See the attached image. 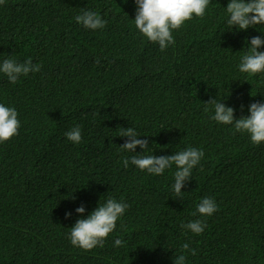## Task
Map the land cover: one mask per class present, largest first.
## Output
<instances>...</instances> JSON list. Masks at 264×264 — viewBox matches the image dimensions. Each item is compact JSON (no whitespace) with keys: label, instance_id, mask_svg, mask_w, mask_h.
<instances>
[{"label":"trees","instance_id":"obj_1","mask_svg":"<svg viewBox=\"0 0 264 264\" xmlns=\"http://www.w3.org/2000/svg\"><path fill=\"white\" fill-rule=\"evenodd\" d=\"M228 2L210 0L205 16L175 30L163 51L136 29L134 0L0 5V64L30 58L42 66L15 84L0 73V100L21 123L18 135L0 143V264H173L185 243L196 250L183 253L186 264H264V143L211 119L207 103L223 100L239 119L264 102V73L238 67L251 38H264V24L231 28ZM85 10L106 27L76 23ZM74 127L80 144L65 136ZM128 127L148 148H120L127 138L119 132ZM188 147L204 157L180 198L172 190L175 165L162 175L123 166L133 155ZM205 197L218 210L193 216ZM109 198L129 207L104 247H74L71 227ZM81 205L83 215L75 211ZM197 219L205 222L202 234L181 227ZM117 238L123 247L114 246Z\"/></svg>","mask_w":264,"mask_h":264},{"label":"clouds","instance_id":"obj_2","mask_svg":"<svg viewBox=\"0 0 264 264\" xmlns=\"http://www.w3.org/2000/svg\"><path fill=\"white\" fill-rule=\"evenodd\" d=\"M137 10L134 19L136 29L151 43L159 45L161 51L174 44L173 34L179 30L186 22L203 18L210 0H134ZM5 0H0L3 5ZM226 11L228 14L227 24L237 30H247L256 25L264 24V0H229ZM75 21L84 28L97 30L106 27L107 21L94 11H82L75 17ZM249 51L242 56L239 64V71L248 75L264 73V51H258L264 46V38L254 36L250 40ZM99 64V60H97ZM42 66L33 64L29 58L23 63L14 59H5L0 64V73L5 75L10 83H17L21 76H27L29 73L40 71ZM223 101V100H222ZM212 99L207 103L214 105V115L211 117L219 124L229 125L236 132L244 134L253 145L264 143V102L252 103L248 107V116H242L239 119L234 117V108L229 107L226 102ZM205 111H208L206 108ZM145 111L138 110L136 113ZM21 127L18 119V112L13 107L0 100V143H4L18 135ZM66 138L74 144L82 142V132L80 127H74L65 133ZM120 137H126L125 143L120 146L121 149L135 153L138 148L143 151L148 148V140L141 137L133 128H121ZM147 137V136H145ZM175 147L174 142H169V149ZM164 147V151L168 149ZM92 148L90 149V154ZM165 153V156L155 155H133L130 159L123 160V166L127 168L129 163L135 165L141 171H147L149 174L162 175L165 170L175 165L177 171L174 173V184L172 190L178 198L181 197V189L186 182L192 179V170L204 157L201 149L188 147L178 153ZM95 157V155H92ZM129 207L124 202H119L109 198L103 205H98L86 218L78 219L71 227L70 242L74 247H79L85 251L92 250L95 247H104L105 240L115 230L116 222L120 219L126 209ZM218 210L214 199L210 197L203 198L196 206V212L200 216H211ZM76 213L83 215L85 208L83 205L75 209ZM71 213H66L68 218ZM205 222L202 220H193L181 227L190 230L195 235L203 233ZM124 241L117 238L114 246L123 247ZM189 253L196 255V250L189 248L187 243L182 245V254L174 258L173 264H186V255Z\"/></svg>","mask_w":264,"mask_h":264},{"label":"bare ground","instance_id":"obj_3","mask_svg":"<svg viewBox=\"0 0 264 264\" xmlns=\"http://www.w3.org/2000/svg\"><path fill=\"white\" fill-rule=\"evenodd\" d=\"M211 196V195H210ZM3 246V245H2ZM3 252V251H2Z\"/></svg>","mask_w":264,"mask_h":264}]
</instances>
